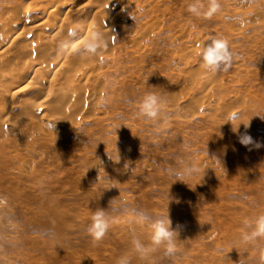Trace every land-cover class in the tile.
Here are the masks:
<instances>
[{"label":"rangeland","instance_id":"rangeland-1","mask_svg":"<svg viewBox=\"0 0 264 264\" xmlns=\"http://www.w3.org/2000/svg\"><path fill=\"white\" fill-rule=\"evenodd\" d=\"M117 1L127 4L115 22L116 52L92 59L97 67L84 79L77 112L67 114L60 103L63 75L30 84L10 103L31 80L19 75L41 60L10 53L17 58L10 55L15 62L5 75H19L11 87L0 85V264H116L122 255L130 264H260L257 250L237 241L244 221L264 214V0H219L216 13L200 17L189 13L191 0ZM8 2L0 0V19ZM201 3L206 10L207 0ZM157 4L161 11L149 13ZM149 22L153 31L137 51L126 33ZM212 35L224 37L237 57L228 72L201 67L200 45ZM147 91L167 101L163 132L136 117L133 102ZM49 92L56 97L44 119L24 105L42 109ZM229 113L237 118L227 122ZM55 117L66 123L53 125ZM236 127L254 143H239ZM190 160L200 172L176 181L169 170ZM98 207H109L112 223L96 241L87 227ZM167 215L178 231L177 254L141 258L133 235L150 243L148 222Z\"/></svg>","mask_w":264,"mask_h":264},{"label":"bare ground","instance_id":"bare-ground-1","mask_svg":"<svg viewBox=\"0 0 264 264\" xmlns=\"http://www.w3.org/2000/svg\"><path fill=\"white\" fill-rule=\"evenodd\" d=\"M79 1L80 0H30V2L26 5L20 6L15 0H9L8 6L3 11L2 18L0 19V85L3 87H11L12 85L10 80H13V77L17 78V75H19L15 74L9 78L8 76L10 75V72L9 75H5V65H11L13 61L15 62V60L11 61L12 58L10 59V53L17 52L18 54V52H20L21 54L28 55L29 57L31 55V57L35 56V58L38 57L41 59L39 63L35 64L37 62L35 61L33 65H31V71L27 75L23 73L19 75H23L22 78L19 77L21 80L27 79L29 77L31 80L29 83H26L24 87L11 93L10 97L8 98L10 103H14L16 100H18L20 95L23 94V92L29 90L28 87L30 84L40 86L44 82H48L50 84L55 83L61 80L58 76L63 75L65 84H68L67 92L63 96V100H60L63 109L67 114H71L84 108V106L78 101L83 94L80 88L83 87L82 85L84 84V79L87 81L90 79L92 80L93 71H95L97 67L96 65L94 67L92 59L95 60L97 58L99 60V57L111 51H113L111 54L114 56V52H116V48L113 45L116 41L114 33L116 30H118L115 22L116 20L122 18L121 16L125 10L124 3L127 4V2L121 3L117 0H87L86 2L83 1L78 5ZM152 2L155 4L157 0H149L148 3L152 6ZM92 3L94 5H92ZM40 4L41 6L42 4L48 6V8H39L38 5ZM158 4L153 7L150 6L149 13L155 10L154 14H158L159 11H161L159 10ZM118 5H120L119 9L116 8ZM33 6L35 8L38 6L37 10L33 9ZM90 6L94 7V9H91V11L88 10ZM110 10H112V14L110 15L111 17L109 16ZM84 14H89L91 19H87L84 22ZM154 17L155 16H152V18ZM146 23L141 31H136L134 34L130 30L126 33L127 38H130V44H132L134 48L139 49L137 51H140L143 46L146 47L145 39L153 31L152 27L154 23ZM18 29H20V31H18ZM69 29L78 30V35L81 37V39L77 40V47L83 43L82 38H86L93 32V30H99L103 32L106 37H108V47L101 49L94 55H91L89 59L91 61L88 63H86V59H84V62H82L83 60L81 57L79 55L77 56L72 50H69L62 56H57L51 46L57 42L58 39L65 38ZM119 30H122V28ZM14 53L12 55H14ZM189 53L191 57V55L194 56L195 51L191 50ZM12 55L11 57L17 58L16 55ZM46 61L48 64H46ZM85 65L87 68L84 69L82 66ZM27 66L29 65L27 64ZM75 71L80 73V75H78L79 78L77 77V81L75 80ZM76 93H78V95H75ZM73 95H75V97ZM55 97L56 96L51 97L49 92L47 97L42 100L40 105L42 109L36 108L37 106L34 104L32 105L26 103L24 105L27 106V109L35 110L36 115L41 119H44ZM9 105V103L4 104L3 111L6 110ZM50 122L53 125H63L66 123V119L55 117L50 119ZM20 129L28 131L30 127L27 125H20ZM36 134L43 135V132H40L38 129Z\"/></svg>","mask_w":264,"mask_h":264},{"label":"clouds","instance_id":"clouds-1","mask_svg":"<svg viewBox=\"0 0 264 264\" xmlns=\"http://www.w3.org/2000/svg\"><path fill=\"white\" fill-rule=\"evenodd\" d=\"M219 8V0H207L206 10L201 0H191L188 5L189 13L196 17L201 15L211 16ZM78 39H81L78 30L69 29L65 38L57 40L55 44L56 55L62 56L72 50L79 56L87 57L107 48L109 44L108 37L99 30H93L86 38H82L83 43L77 47L76 42ZM198 56L201 67L211 74L228 72L234 63V59L237 58L228 41L224 37L216 35L210 36L207 41L200 45ZM133 103L137 105L135 111L138 119L149 122L153 128L160 132L164 131L163 125L169 119L170 114L165 110L167 101L162 95L154 91H147L138 101ZM236 118L232 113H229L226 117L227 122H231ZM245 127L247 126L245 125ZM233 131L237 133L238 141L242 145L248 146L254 143L247 132H239L238 127L233 128ZM255 146L260 147L259 144H255ZM110 159L112 158L110 157ZM116 162H119V159ZM200 170L196 160H190L181 161L178 169L169 171L176 181L184 182L187 178L198 174ZM113 201L114 199L109 202V207L113 204ZM109 207L107 209L96 208L90 217L87 232L96 241L103 239L110 229L112 217L109 214ZM147 226L150 229V243H145L139 237L133 235L131 240L133 251L141 258H145L156 250H162L166 256H175L178 252V231L172 227L169 215L157 216L151 219ZM237 242L254 247L258 252L260 264H264V214L256 215L244 221L243 230ZM116 264H130V258L127 255H122L117 259Z\"/></svg>","mask_w":264,"mask_h":264}]
</instances>
